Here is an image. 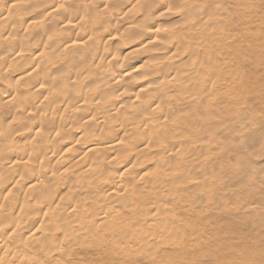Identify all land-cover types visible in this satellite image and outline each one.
I'll use <instances>...</instances> for the list:
<instances>
[{
    "label": "bare ground",
    "instance_id": "1",
    "mask_svg": "<svg viewBox=\"0 0 264 264\" xmlns=\"http://www.w3.org/2000/svg\"><path fill=\"white\" fill-rule=\"evenodd\" d=\"M263 2L0 0V264H67L85 242L90 263L140 264L192 239L187 188L243 126L226 88Z\"/></svg>",
    "mask_w": 264,
    "mask_h": 264
},
{
    "label": "rangeland",
    "instance_id": "2",
    "mask_svg": "<svg viewBox=\"0 0 264 264\" xmlns=\"http://www.w3.org/2000/svg\"><path fill=\"white\" fill-rule=\"evenodd\" d=\"M252 21L256 26L249 31L254 35L246 41L255 51L242 56V80L226 88L230 101L243 108V126L224 143L213 138L206 158H200L199 168L192 172L193 184L187 192L201 202V208H194L200 221L194 217L192 239L182 246L183 230H178L174 246L153 245L149 251L154 255L141 256L140 264H264V25H258V12ZM216 113L223 122L231 116L222 105ZM207 124L210 132L218 134L213 122ZM219 202L220 207L213 208ZM72 250L67 264H77L79 258L82 264H96L90 263L96 259V249L87 242ZM110 255L108 264H130L124 252L114 250Z\"/></svg>",
    "mask_w": 264,
    "mask_h": 264
}]
</instances>
